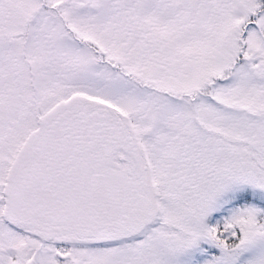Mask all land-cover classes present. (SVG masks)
I'll use <instances>...</instances> for the list:
<instances>
[{"label":"snow or ice","instance_id":"snow-or-ice-1","mask_svg":"<svg viewBox=\"0 0 264 264\" xmlns=\"http://www.w3.org/2000/svg\"><path fill=\"white\" fill-rule=\"evenodd\" d=\"M0 264H264V0H0Z\"/></svg>","mask_w":264,"mask_h":264}]
</instances>
